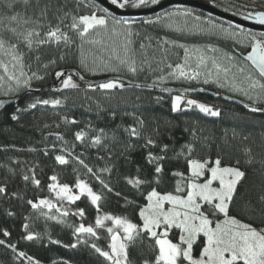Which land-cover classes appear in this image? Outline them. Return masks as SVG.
<instances>
[{
    "label": "snow or ice",
    "instance_id": "6c2138e0",
    "mask_svg": "<svg viewBox=\"0 0 264 264\" xmlns=\"http://www.w3.org/2000/svg\"><path fill=\"white\" fill-rule=\"evenodd\" d=\"M160 2L108 0L110 8L98 0H0V108L15 102L10 119L16 122L41 108H59L67 96H34L23 106L19 101L42 92L36 85L50 76L59 84L51 90L61 94L79 91L73 76L81 81L84 76L61 67L72 58L80 71L114 74L98 84H88L89 90L104 93L105 99L133 89L170 92L163 87L170 80L203 78L205 85L227 87L245 97L250 103L244 107L251 113H264V32L231 22L225 27L210 17H192L189 10L141 21L171 28L169 22L175 17H191V27L185 24L175 30L208 33L243 50L250 48L246 55L242 51L237 56L213 44L188 47L142 35L133 30L135 18L118 16L113 10L141 9ZM229 7L237 12L247 9L242 13L244 20L264 25V10L248 5ZM173 48L182 49L183 55L179 61L166 62ZM140 98L136 96V100ZM153 99L160 103L163 97ZM96 103L99 108V101ZM191 110L210 117L222 114L214 106L186 99L184 93L171 97L173 113ZM55 115L57 131L43 136L41 146L0 148L33 156L30 160L8 156L0 161L4 173L0 201H20L31 209L15 243L10 229L0 226V247L14 254V264H42L19 244L43 243L45 238L65 249L85 248L97 264H264V135L254 137L233 130L231 138L225 133L213 153L208 149L215 138L195 124L184 128L190 139L177 147L170 121L150 122L135 110L120 113L112 109L111 118L121 120L113 128L91 122L80 127L81 122L68 115ZM53 124L45 123L42 128ZM62 125L65 130L59 131ZM69 125L77 126L76 130ZM69 133L71 140L66 138ZM50 137L54 138L51 142ZM236 140L239 148L232 143ZM45 167L52 173L46 184L42 180ZM69 170L73 179L63 182ZM250 172L254 176L249 184ZM17 177L24 188L10 191V182ZM29 186L37 193L32 198H28ZM45 189L47 195L38 194ZM3 211L7 217L16 216L11 208ZM36 219L44 220L45 231L34 230ZM50 222L69 229L70 242L53 238Z\"/></svg>",
    "mask_w": 264,
    "mask_h": 264
},
{
    "label": "trees",
    "instance_id": "16d2710c",
    "mask_svg": "<svg viewBox=\"0 0 264 264\" xmlns=\"http://www.w3.org/2000/svg\"><path fill=\"white\" fill-rule=\"evenodd\" d=\"M206 3L212 4L217 8L224 10V6L227 5H248L249 7L255 6L258 10L261 9L260 6L262 3L260 0H201ZM71 6V5H70ZM171 8H179L180 10H189L191 13L198 14L202 17L208 19L209 17L215 23H220L223 25L228 24V20L218 18L214 15H210L204 11H201L194 7L182 6V5H171L162 11L150 15H143L138 17H133L136 19V23L133 25L134 31H139L142 35L147 34L154 38H167L169 40H175L177 43H183L187 46H205L207 44H213L225 51H234L237 56H240V53L243 51L244 54H247V51H250V48L243 50L242 48L236 46L232 41H227L218 38L217 36L210 35L208 33H193L186 31H176L174 28L163 27L160 25H144L141 23L143 20L152 19L155 20L157 15L166 12ZM246 11L247 9H241ZM225 11V10H224ZM231 24H233L231 22ZM246 29V28H245ZM247 30V29H246ZM253 32H257L252 30ZM146 42V41H145ZM155 43V41H154ZM183 55V50L179 48H173L169 52V59L166 62H176L179 61L180 57ZM160 58V54L157 53V59ZM63 68H77V63L72 58H69L66 62L61 64ZM59 70V69H57ZM79 70V69H78ZM79 72L87 78L97 79L106 77L109 75H114L112 73H98L91 74L88 72ZM54 76H50L43 84L36 85V87H44L54 80ZM141 79H143L141 77ZM150 82V81H149ZM166 85L174 86H190L195 88H206L213 91L221 92L223 94L232 95L221 91L217 87L212 85H200V84H181V83H170ZM59 87V86H58ZM56 87H51L45 89L39 93H31L24 96L22 100L19 101L20 105L23 106L26 101L32 99V97L43 96L44 98H60L63 99L64 96H67L68 99L57 109L41 108L35 112L34 115H25L19 122L12 121L10 119L11 113L14 111L15 103L7 106L6 108L0 111V148L4 146L14 145L19 149H26L31 146H41L40 141L43 136H46L48 132L57 131L55 129L53 121L57 120L58 117L55 115L56 112H59L62 109L71 108L74 113L69 118L76 119L80 121L76 116L78 113H88V114H98L103 111H108L112 109H123L127 108L128 111H137V114L143 113L144 117L150 122L155 120L161 124H164L166 121H170L174 125L173 134L175 136L177 147L180 144L185 143L190 136L187 132L184 131V128L191 127L195 124L197 127L204 129V134L210 137L215 138V144H213L208 150L211 152L216 151V144L222 143V138L225 137L227 133L228 138H231L233 130L237 133L252 135L254 137H260L264 135V114L262 113H251L243 109L238 104L224 101L218 98H215L211 95L205 93H186L189 96L196 98L197 100L210 103L221 110L220 117H210L202 113H199L197 110L186 111L183 113H173L171 111V97L172 94L169 92H162L160 89H153L151 91H141L139 89H133L131 91H126L123 93H115L113 99H105V94L100 91H91L88 89V86L85 85L83 88H80L79 91L67 90L63 94L57 93L54 90H51ZM139 95L140 100H136V96ZM87 96L92 97L91 100L86 99ZM161 96L163 100L160 103H156L153 99L154 97ZM239 97L237 95H234ZM241 98V97H239ZM243 99V98H241ZM97 101L100 103V107H97ZM127 120V118H125ZM121 120L119 119L116 124H119ZM48 123L53 124L51 128H42V125ZM115 124V125H116ZM115 125L110 124L107 121H104L100 125H95L97 127L104 128H113ZM80 127H83V124L80 123ZM71 130H76L77 126H67ZM65 126H61L59 131H64ZM71 140L72 136L69 133L66 137ZM54 138H49L51 142ZM236 148H239L240 141L236 140L232 142ZM79 150V149H78ZM92 154H95V149L91 150ZM20 155L22 159H32L33 156L30 153H17L14 151H0V161H4L8 156ZM41 159H43L41 157ZM45 164L49 161H44ZM51 170L47 167L44 168V174L42 176L43 182L46 184L47 177L51 175ZM254 173H249V181L246 183L253 182ZM4 173L0 172V179H3ZM73 177L70 174V170L62 177L63 182L71 183ZM23 189L24 185L22 181L17 177L15 180L10 182L9 190L14 191L17 189ZM37 193L29 186L28 188V198H32L33 195ZM40 195H47L46 189L44 192L38 193ZM83 206V205H81ZM11 208L16 212L15 217H7L4 215V209ZM31 209L27 205H23L20 201L12 200L10 202L0 201V226L8 227L12 232L11 240L15 243L22 234V224L25 222L24 217L29 215ZM33 228L35 231L43 232L45 231V222L43 219H36L33 221ZM48 230L51 231L53 238L60 239L64 243H68L71 240L70 230L63 228L59 225H53L49 223ZM19 247L21 250L27 251L30 255H34L42 261V264H53L55 261L56 264H61L63 260H70L71 264H97L96 258L85 248L78 250L65 249L59 245H53L48 243L47 238L43 243L36 242H25L20 241ZM13 253L9 250L0 247V264H14Z\"/></svg>",
    "mask_w": 264,
    "mask_h": 264
},
{
    "label": "water",
    "instance_id": "95a60500",
    "mask_svg": "<svg viewBox=\"0 0 264 264\" xmlns=\"http://www.w3.org/2000/svg\"><path fill=\"white\" fill-rule=\"evenodd\" d=\"M99 3H103V6L105 7H112L108 4V0H98ZM171 5H182V6H188V7H194L197 8L201 11H204L210 15H214L218 18L224 19V20H228L230 22H232L233 24H240L242 27L247 28V29H251V30H255V31H262L264 32V25H258L255 24L253 21L250 20H244L243 18L236 16L234 14L228 13L220 8H217L216 6L206 3L204 1L201 0H161L160 4L158 5H152L150 7H145V8H141V9H130V10H123V9H113L116 14L118 16L123 15V16H143V15H150V14H154V13H158L160 11H162L163 9L171 6ZM246 55V54H244ZM242 58V57H241ZM249 65H251V62H248ZM66 70H68L69 72L76 70L79 71L76 68H65ZM80 75H82L80 73ZM113 75H109L106 77H102V78H97V79H90L87 77H84V80L81 81L79 80L76 76H74L81 84L83 85H87L88 84H98L100 82H103L104 80L112 77ZM59 84L55 81V79L50 82L48 85L41 87L42 91L45 89H49L51 87H58ZM163 87H167L169 88L171 91L169 93L174 94V93H205L208 95H211L215 98L224 100V101H228V102H232L235 104H238L239 106H241L243 109L250 111L249 109L244 107V104L246 103H250L248 101H245L241 98L232 96V95H227V94H223L221 92H217V91H213L210 89H205V91H200L201 88H195V87H190V86H174V85H164ZM159 89V88H157ZM188 89H192V91H186ZM33 93H39V92H33ZM15 102H11V103H6L5 107L14 104ZM4 108H0V111ZM260 113V112H257ZM264 114V113H262Z\"/></svg>",
    "mask_w": 264,
    "mask_h": 264
},
{
    "label": "rangeland",
    "instance_id": "374dc122",
    "mask_svg": "<svg viewBox=\"0 0 264 264\" xmlns=\"http://www.w3.org/2000/svg\"><path fill=\"white\" fill-rule=\"evenodd\" d=\"M260 2L262 3V5H264V0H260ZM152 6L151 4H149L147 7H150ZM230 5H227V6H224V10L225 8L227 7L228 10L226 12L228 13H231V14H234L236 16H239V17H242V13L245 12L244 10H240V12H237L236 9L232 8V7H229ZM145 8V7H144ZM177 10H179L181 13L183 12V10H180L179 8H171V9H168L166 12H163L162 14L160 15H164L165 13H168V12H172V13H176ZM223 10V8H222ZM195 16H200L198 14H194L192 13V17H195ZM126 17H129V18H133L135 16H126ZM202 20H207L205 17H202L200 16ZM243 18V17H242ZM169 23L172 24V28L176 29V28H184L185 27V24H187L189 27H191L193 21H192V18L191 17H184L183 15H180L178 17H175L173 21H170ZM235 25V24H233ZM225 27H228L229 25L226 24L224 25ZM244 28V27H243ZM245 29V28H244ZM247 29V28H246ZM186 32H189V31H186ZM193 33H202V32H198V31H193ZM188 47H192V46H188ZM197 47H204V46H197ZM224 50V49H223ZM225 51V50H224ZM242 59V58H241ZM248 64V62H246ZM248 66H250L248 64ZM73 79L80 85V88H83L85 85L81 84L74 76H73ZM202 79L201 78L200 80L198 81H186V80H170L169 82L170 83H181V84H200V85H205L203 84L202 82ZM209 85V84H208ZM210 85H212L213 87H217L215 84H212L210 83ZM218 88V87H217ZM221 91L225 92V93H229V94H232V95H237L241 98H243L244 100L248 101L245 97H243L242 95L240 94H235L233 93L232 91H230L227 87L225 88H219ZM177 94H181V93H174L172 94V96L174 95H177ZM185 95V98L186 99H196V98H193L191 96H189L188 94L184 93ZM197 100V99H196ZM198 102H201V103H205V104H208L209 106H214L210 103H207V102H204V101H200V100H197ZM249 102V101H248ZM215 107V106H214ZM217 108V107H215ZM111 110H108V111H103L101 113H98V114H88V113H78L77 114V118L80 120L81 124H85L87 122H91L93 125H100L102 124L104 121H107L109 122L110 124L112 125H115L118 120L120 119L119 116L117 117L116 120H113L111 118V116L109 115V112ZM118 112L122 113L123 111H128L127 108H123V109H118L117 110ZM60 115H68L69 117L73 115L74 111L73 109L71 108H66V109H62L59 111Z\"/></svg>",
    "mask_w": 264,
    "mask_h": 264
},
{
    "label": "bare ground",
    "instance_id": "6f19581e",
    "mask_svg": "<svg viewBox=\"0 0 264 264\" xmlns=\"http://www.w3.org/2000/svg\"><path fill=\"white\" fill-rule=\"evenodd\" d=\"M232 96H234V95H232ZM236 97V96H235ZM239 98V97H238ZM244 100V99H243ZM246 101V100H245Z\"/></svg>",
    "mask_w": 264,
    "mask_h": 264
},
{
    "label": "flooded vegetation",
    "instance_id": "af4514ba",
    "mask_svg": "<svg viewBox=\"0 0 264 264\" xmlns=\"http://www.w3.org/2000/svg\"><path fill=\"white\" fill-rule=\"evenodd\" d=\"M242 18V17H241ZM258 32H262V31H258ZM249 64V63H248Z\"/></svg>",
    "mask_w": 264,
    "mask_h": 264
}]
</instances>
